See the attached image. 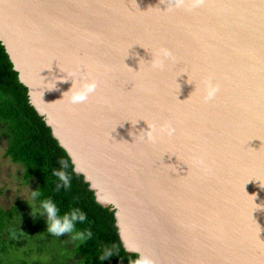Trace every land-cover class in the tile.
<instances>
[{
    "label": "water",
    "instance_id": "95a60500",
    "mask_svg": "<svg viewBox=\"0 0 264 264\" xmlns=\"http://www.w3.org/2000/svg\"><path fill=\"white\" fill-rule=\"evenodd\" d=\"M189 7L0 0V43L127 252L264 264V0ZM208 77L220 90L206 103ZM83 78L98 88L73 104Z\"/></svg>",
    "mask_w": 264,
    "mask_h": 264
},
{
    "label": "trees",
    "instance_id": "16d2710c",
    "mask_svg": "<svg viewBox=\"0 0 264 264\" xmlns=\"http://www.w3.org/2000/svg\"><path fill=\"white\" fill-rule=\"evenodd\" d=\"M0 140L6 143V157L23 167V181L31 185L34 200L45 215L41 203L49 198L56 203L60 214L75 208L85 215V221L78 222L75 230L67 233L73 246L68 251L75 256L77 264H135L139 256L123 247L114 212L97 203L89 184L74 171L67 152L29 104L27 88L19 82L18 73L1 43ZM55 171H63L70 178L67 190L63 187L56 190V185L62 181L54 175ZM3 193L0 187V197ZM37 229L42 230L51 242L64 243L62 237L55 239L56 236L40 224L38 215L26 203H18L11 209L0 205V264H24V261L13 263L11 258L36 241ZM78 232L91 233V236L81 240ZM30 253L51 254L53 261H59L60 256L59 252L52 254L45 248L32 249ZM67 253L62 256L65 264H69Z\"/></svg>",
    "mask_w": 264,
    "mask_h": 264
},
{
    "label": "rangeland",
    "instance_id": "374dc122",
    "mask_svg": "<svg viewBox=\"0 0 264 264\" xmlns=\"http://www.w3.org/2000/svg\"><path fill=\"white\" fill-rule=\"evenodd\" d=\"M6 143L3 140H0V187L3 188V195L0 197V205L5 209H11L18 203H26L28 207L31 208V211L38 215V221L43 227H48L47 216L39 208L38 204L33 197V189L31 185L24 183L22 175L24 172L23 167L20 164L14 163L9 157H6ZM48 230V229H47ZM38 236H36V241L32 242L31 245L24 247L23 251H20L18 254L14 255L11 258L13 263L24 261V264L36 263L41 261L48 264H65L62 260V256L66 254L70 257L68 259L69 264H77L76 258L74 255L70 254L72 246V241L70 240L69 234L65 233L62 236H56L63 239V242L53 241L51 242L47 235L42 231H36ZM45 248L47 252L56 253L59 252V261H53V255L47 254H38L30 253L33 250H39ZM69 248V249H68Z\"/></svg>",
    "mask_w": 264,
    "mask_h": 264
},
{
    "label": "clouds",
    "instance_id": "9594fccd",
    "mask_svg": "<svg viewBox=\"0 0 264 264\" xmlns=\"http://www.w3.org/2000/svg\"><path fill=\"white\" fill-rule=\"evenodd\" d=\"M186 0H174L176 8H181L185 6ZM204 3V0H190L191 7L187 8L188 11H191L192 8L199 7ZM159 56L160 59L153 62V67L159 70H163L164 61L167 59H172L173 54L168 49H161ZM205 95L203 97L204 102L211 101L215 99L216 94L220 90L219 84L213 83V79L208 77L205 81ZM74 85H72V88ZM71 88V89H72ZM98 88V82L95 79L83 78L80 84V87L72 91L70 96V102L73 104H81L86 102L89 99V96L94 94ZM155 129H153L154 131ZM160 131L169 136L173 135L176 129L171 125L162 126ZM148 139L154 140L155 137L152 135V132L148 133ZM56 175L62 184L56 185V190H60L63 187L67 190L70 187V178L63 171H55ZM41 207L47 215L48 220V231L55 236H62L65 233H72L76 224L83 223L86 219L85 215L79 209H72L71 211L64 212L60 214V210L57 207L56 203L51 199H46L42 201ZM77 236L83 240L91 236V233H77ZM131 251V249H129ZM135 264H153V261L146 256L141 255L138 259L135 260Z\"/></svg>",
    "mask_w": 264,
    "mask_h": 264
}]
</instances>
